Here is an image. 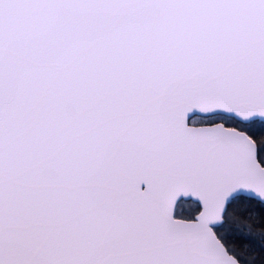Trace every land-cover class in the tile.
Returning a JSON list of instances; mask_svg holds the SVG:
<instances>
[{
  "label": "snow or ice",
  "instance_id": "obj_1",
  "mask_svg": "<svg viewBox=\"0 0 264 264\" xmlns=\"http://www.w3.org/2000/svg\"><path fill=\"white\" fill-rule=\"evenodd\" d=\"M0 264H264V0H0Z\"/></svg>",
  "mask_w": 264,
  "mask_h": 264
}]
</instances>
